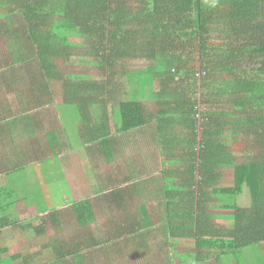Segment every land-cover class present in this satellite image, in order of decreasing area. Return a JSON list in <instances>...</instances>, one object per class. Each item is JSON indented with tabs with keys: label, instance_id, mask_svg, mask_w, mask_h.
I'll list each match as a JSON object with an SVG mask.
<instances>
[{
	"label": "trees",
	"instance_id": "trees-1",
	"mask_svg": "<svg viewBox=\"0 0 264 264\" xmlns=\"http://www.w3.org/2000/svg\"><path fill=\"white\" fill-rule=\"evenodd\" d=\"M8 38L12 46L0 59V148L20 132L35 135L37 148L29 155L19 149L25 162L7 167V180L26 167L38 171L43 156L56 160L63 147L112 164L121 147L142 142L151 159L161 157L144 179L123 164L121 177L111 174L97 197L59 196L58 205L46 193L0 186V217L18 203L29 209L44 199L35 208L45 218L28 224L37 234L47 222L80 228L53 241L52 264L68 256L85 264L84 253L94 264L105 258L112 264L156 231L165 259L145 264H220L224 256L264 264L242 261L246 252L264 254V0H0V43ZM76 55L94 61L89 71L97 78L61 72ZM128 62L146 64L135 74L136 100L121 97V80L132 77ZM51 106L74 111L79 144L65 129L67 145L57 132H44ZM237 153L250 157L238 163ZM225 168L232 171L229 185ZM243 191L247 207L237 203ZM99 218L101 236L88 228ZM6 220L0 218V264L26 261L20 251L10 254L12 240L2 239L9 225H24ZM188 246L191 252L171 254Z\"/></svg>",
	"mask_w": 264,
	"mask_h": 264
},
{
	"label": "rangeland",
	"instance_id": "rangeland-1",
	"mask_svg": "<svg viewBox=\"0 0 264 264\" xmlns=\"http://www.w3.org/2000/svg\"><path fill=\"white\" fill-rule=\"evenodd\" d=\"M13 43V42H12ZM11 39H7L5 42L0 43V59L7 58V51L9 50V46H12ZM79 53V52H78ZM13 60V58H11ZM16 61H13L12 63H15ZM93 62L89 60L88 58H85L80 55H76L72 57L71 63H68L66 66L61 68V72L64 75L67 74H75V73H90L91 76L94 78H97L98 75L95 70L89 71L90 68L93 66ZM127 67L130 69V72L132 74V77H125L120 82V88H121V97L125 98V100L131 99L136 100V93L135 88L138 87L137 83L139 79L137 78L138 74L141 71H144L146 68V64L142 62H128ZM94 71V72H93ZM12 74V72L10 73ZM17 78V77H16ZM23 76L21 74L20 76V82H23L22 79ZM6 79H10L7 77ZM22 88V86H20ZM55 88L56 91L60 92V87L58 84L53 86V89ZM153 88H157V85L155 84ZM215 89V88H214ZM216 91V90H215ZM12 98V97H11ZM18 98H21L19 96ZM60 95L56 96V100H60ZM135 98V99H134ZM143 99V97H142ZM20 100L18 99V102ZM21 104H26V101L24 99L22 100ZM113 106V105H109ZM55 106L49 107L47 109L48 111V117L46 119V123H44L43 130L44 132L48 130H53L57 132V137L60 140L61 143L67 145L66 143L69 141V139L66 138V135L63 134L60 130L65 129L69 132L67 134L70 136L71 143H80L77 136V131L74 129L75 127V116L74 111L71 109L68 113H66V109L63 107H60L57 110L59 113H62V118L59 115L58 112L55 110ZM45 110V109H44ZM44 112V111H43ZM14 119V118H13ZM61 119V120H60ZM62 122V123H61ZM63 124V127H62ZM20 125V124H19ZM22 127L19 126V130H21ZM40 137H42V133L38 134ZM32 136H35L33 134L27 135V133L20 132L18 134L13 133L11 136V140L6 144L1 145L0 148V185H4L6 182L10 183V186L14 190L18 189H24L27 194L31 193L33 194L35 191L42 192L48 194L49 196H53L56 200L55 204L58 205L57 199L61 198V200H66L67 198H72L73 200L80 199L83 197H91L94 194H96L101 188V184L107 183V180L110 179V175L112 174L114 179H118L121 176H118L117 171H119V168H123V164L129 165L130 170L134 172V175H136V179H144L147 177L149 172V167H142V160H140L144 155L147 153V146L143 144L142 142L136 145L127 143L125 147H121V151L117 152L115 154V163L108 164L104 161L103 158L98 156L96 154L95 158H88L84 150H66V147H63L65 150L63 151V155L57 158L56 160L51 158L50 153L48 152L46 156H43L42 158L47 159L45 162L38 163L36 166L39 169L35 170L32 166L26 167L24 171H20L19 173L11 174V177H9V180L6 178V172L8 170L7 167H11L12 165L17 166V162L24 163L25 159L19 158V149L24 148L26 151V154L29 155V151L36 150L37 146L33 143ZM37 137V135H36ZM38 137V138H40ZM37 138V139H38ZM123 148V149H122ZM93 151V150H92ZM120 153V154H119ZM250 155H246L244 153H237L236 154V162L242 163L245 162L247 159H249ZM22 160V161H21ZM8 164H11L10 166ZM59 167H58V165ZM132 165H135L133 167ZM63 172L64 174V181L62 182L61 176L59 175V171ZM153 168V167H150ZM158 168V167H157ZM117 169V170H116ZM125 168H123L124 171ZM114 172V173H113ZM224 175H222V181H224L225 185H229L232 183L233 177H232V171L229 168L224 169ZM66 181V182H65ZM63 183L66 185V187L63 185ZM103 183V185H104ZM243 191L242 196L237 198V203L241 207H247L249 204L248 197H246V193ZM97 197V195H94ZM38 197V196H35ZM155 198V195L152 196V199ZM59 200V199H58ZM38 203H36L35 207L40 208L44 207L46 201L39 200ZM141 203L138 202V204ZM137 204V205H138ZM35 207H31L29 210H25V213L27 215L21 216L19 214V204L17 206V209L12 212H7L3 215H1L0 218H6L8 223H21L24 225L23 229L20 228H13V226L6 227L2 235L5 241L12 240L10 244V254H16L20 251V254L23 256L26 261H23L22 259L15 261L14 264H52L54 261H56L54 252L52 251L51 247L54 240L65 238L66 236H71L72 234L79 231L80 228H74L67 230H62L61 228L55 229L53 226H51L50 222L46 223V229L43 234H37L35 231L34 226H29L28 224H31V222H37L40 219L45 218V214H39ZM67 208V207H65ZM134 210V208H131ZM213 209H209V212ZM217 215L222 214V212L215 210L214 211ZM24 213V212H21ZM225 213V212H223ZM98 223H94L92 225H89V229L91 231H96V234L98 236H101V228L102 223H104L103 218ZM72 220V219H71ZM74 221L72 220V223ZM221 226L223 221H218ZM74 224V223H73ZM36 232V233H35ZM42 233V232H41ZM64 235V236H63ZM139 241V240H138ZM4 242V241H3ZM6 243H4V247ZM138 244L141 245V249H136L133 247V244L126 250V256L125 259H122V256L119 257L117 260L115 259L112 264H142L146 263L148 260H161L164 261L166 253V248L163 247L164 238L162 234L158 231L154 233V239L149 238L143 240V238L138 242ZM148 248H146V247ZM192 248L190 247H172L171 248V254H178V253H186L191 252ZM246 252V251H245ZM249 256V259H243L242 261H246L247 263L252 261V263H257L259 261H262L264 263V254H254L253 251L250 253L246 252ZM81 258L84 259L85 264H94L95 259H88V255H81ZM80 259V258H79ZM122 259V260H121ZM234 259V258H233ZM232 258L230 256H224L222 257L220 264H234ZM73 257H66L64 261L58 260L57 264H73ZM123 261V263H122ZM173 264H178L177 260L174 259L172 261ZM99 264H110L109 258H105L101 263ZM209 264H213V262H210Z\"/></svg>",
	"mask_w": 264,
	"mask_h": 264
},
{
	"label": "crops",
	"instance_id": "crops-1",
	"mask_svg": "<svg viewBox=\"0 0 264 264\" xmlns=\"http://www.w3.org/2000/svg\"><path fill=\"white\" fill-rule=\"evenodd\" d=\"M136 92V91H135ZM153 148H151V150H152ZM154 150H156L155 148L153 149V151ZM143 157L140 159V160H142V162L144 161V163L142 164V167H158V166H160V163H161V157H159L158 159H156V158H153V159H151V157L146 153V155H144V153H143V155H142ZM1 161V160H0ZM125 166V165H124ZM1 176V175H0ZM7 176V175H6ZM8 183L6 182L4 185H0V186H5V185H7ZM19 204V203H18ZM20 205V204H19ZM28 208L27 207H25L24 205L23 206H19V214L21 215V216H25V215H27L26 213H25V210H27ZM30 209V208H29ZM28 209V210H29ZM12 211H13V209H12ZM12 211H10V212H12ZM7 212H9V211H6L5 213H7ZM21 212H24V213H21ZM5 213H3V214H5ZM23 228H24V226H23ZM23 228H20V229H23Z\"/></svg>",
	"mask_w": 264,
	"mask_h": 264
}]
</instances>
